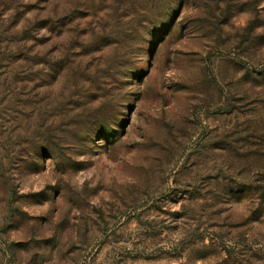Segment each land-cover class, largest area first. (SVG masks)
<instances>
[{"label": "rangeland", "instance_id": "374dc122", "mask_svg": "<svg viewBox=\"0 0 264 264\" xmlns=\"http://www.w3.org/2000/svg\"><path fill=\"white\" fill-rule=\"evenodd\" d=\"M262 35L264 0H0V264H264Z\"/></svg>", "mask_w": 264, "mask_h": 264}, {"label": "trees", "instance_id": "16d2710c", "mask_svg": "<svg viewBox=\"0 0 264 264\" xmlns=\"http://www.w3.org/2000/svg\"><path fill=\"white\" fill-rule=\"evenodd\" d=\"M262 38L264 39V35H262ZM259 79V80H258ZM257 79L258 84L255 85L256 87L260 86V84L264 85V64H263V68L261 69V71L259 72V78ZM252 89L248 90V95L250 96L252 93ZM248 96V97H249ZM240 189L236 190V192L232 191V194H238V195H243L244 197H246L247 195H254L251 190H247L246 186L240 185L239 187ZM248 197V196H247ZM246 197V198H247ZM263 203H264V195H261L259 198Z\"/></svg>", "mask_w": 264, "mask_h": 264}]
</instances>
